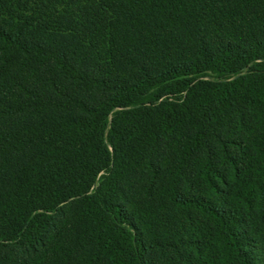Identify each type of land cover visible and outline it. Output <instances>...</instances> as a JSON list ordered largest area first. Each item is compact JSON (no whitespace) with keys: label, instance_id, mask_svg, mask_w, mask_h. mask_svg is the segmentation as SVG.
Segmentation results:
<instances>
[{"label":"trees","instance_id":"16d2710c","mask_svg":"<svg viewBox=\"0 0 264 264\" xmlns=\"http://www.w3.org/2000/svg\"><path fill=\"white\" fill-rule=\"evenodd\" d=\"M0 264H264V0H0Z\"/></svg>","mask_w":264,"mask_h":264}]
</instances>
